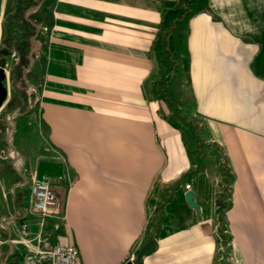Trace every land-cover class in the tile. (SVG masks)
<instances>
[{
  "label": "crops",
  "instance_id": "obj_1",
  "mask_svg": "<svg viewBox=\"0 0 264 264\" xmlns=\"http://www.w3.org/2000/svg\"><path fill=\"white\" fill-rule=\"evenodd\" d=\"M42 17L13 172L0 156L11 241L50 234L80 264H223L214 222L229 166L230 253L264 264V0H45ZM2 30L0 18V50ZM34 179L51 181L62 216L36 213L27 184L10 213L8 184L16 195Z\"/></svg>",
  "mask_w": 264,
  "mask_h": 264
},
{
  "label": "rangeland",
  "instance_id": "obj_2",
  "mask_svg": "<svg viewBox=\"0 0 264 264\" xmlns=\"http://www.w3.org/2000/svg\"><path fill=\"white\" fill-rule=\"evenodd\" d=\"M45 0H0V18H2V33H3V47L4 51H8L10 54L7 56H13L9 58L10 63L7 67L8 59L5 58L6 55L3 53L0 54V66L5 63L7 68V80L3 82V85L8 89V98L5 100L3 116L4 122L0 121V124L3 123L4 132H3V141L2 148L6 150L7 153L12 152L11 146L8 144L7 139H9V143L13 145V135L15 133V128H13L12 124L7 119V115H10L13 112L19 114H26L31 110L29 98L31 96L32 99L35 98L34 92H31L30 84L32 83V67L31 64H34L36 61V52L35 45L37 34H39L42 30L43 17H42V9L44 7ZM33 50V52H31ZM21 58L27 60L26 66H23L21 70L15 72L14 76H12V69L18 64ZM11 65V69L9 66ZM30 68V69H28ZM9 69V70H8ZM14 77V79H13ZM31 93V95H30ZM32 106H36V103H32ZM5 114V116H4ZM17 121V120H16ZM176 122V120H173ZM178 121V120H177ZM178 123V122H177ZM13 128V131L9 137H7L8 129ZM200 140L203 139V136L199 133ZM6 139V140H5ZM18 159V158H17ZM8 162L5 165L10 167L9 171L13 172L11 168V161L14 158L9 157L6 159ZM18 161V160H14ZM4 162V161H3ZM227 165V164H226ZM17 163L15 162V167H17ZM19 170L22 168V165L19 164ZM227 169V177L224 178L223 181L220 182L218 187V195L219 200L217 204L220 205L217 208V215L215 216V226L219 224V231L223 239L226 238L227 241L231 240V234L229 232V219H228V211L231 207L232 203V194H233V178L231 173L229 172L230 167L225 166ZM12 185L8 184V193H7V201L10 213L13 212V207L18 205L19 199L21 195L26 193L28 190L27 185L23 180L18 181L14 185V191L16 195L11 191ZM20 188V190H18ZM54 189V188H53ZM19 193V194H18ZM0 264H24V254L26 252V248L24 243H13L15 248L13 254H9V242L10 236L8 235L9 230L5 225L0 224ZM8 244H7V243ZM28 244V243H27ZM230 246L227 247V256L230 255Z\"/></svg>",
  "mask_w": 264,
  "mask_h": 264
},
{
  "label": "built area",
  "instance_id": "obj_3",
  "mask_svg": "<svg viewBox=\"0 0 264 264\" xmlns=\"http://www.w3.org/2000/svg\"><path fill=\"white\" fill-rule=\"evenodd\" d=\"M31 52H33V50H31ZM30 89L35 95L34 99H32L31 96L29 98V102L31 104L30 108H32V103L35 104L37 102V90L33 84H30ZM20 115L21 114L16 112L7 115V119L12 124L13 128H15L16 119ZM13 128L8 129L7 137L11 135ZM7 142L11 146L9 139H7ZM0 156L3 159L12 157L14 160H17L18 153L12 148V152L9 154L4 148H2L0 149ZM25 184L29 185L30 187V200L36 213H38L43 218H55L63 215L64 205L57 197L51 181L48 179H34L32 183ZM217 208H219L218 205ZM20 233L25 239L31 237L32 232L29 222L22 221L20 223ZM214 233L218 240L217 261L223 262V264H236L231 253L229 256H227V247L230 246V241H227L226 238H222L219 231V224L215 226ZM12 238V235H10L8 241L12 242ZM16 242L21 243V238L15 239L12 244ZM24 244H26V252L23 258L24 264H80L79 248L74 244L54 242L50 234L43 235L40 233L38 237V246L36 248L30 247L29 243L27 244V242ZM13 252L14 249H12L9 254H13ZM6 264L8 263L6 262Z\"/></svg>",
  "mask_w": 264,
  "mask_h": 264
},
{
  "label": "water",
  "instance_id": "obj_4",
  "mask_svg": "<svg viewBox=\"0 0 264 264\" xmlns=\"http://www.w3.org/2000/svg\"><path fill=\"white\" fill-rule=\"evenodd\" d=\"M6 80H7L6 69L4 66H0V109L8 97V89L6 86L3 85V82ZM11 147L14 150H16V148L13 145H11ZM186 200L191 207L197 210V212L201 211V206L199 203L196 202L195 194L190 189L186 192ZM14 220L15 218H11V221H14Z\"/></svg>",
  "mask_w": 264,
  "mask_h": 264
},
{
  "label": "trees",
  "instance_id": "obj_5",
  "mask_svg": "<svg viewBox=\"0 0 264 264\" xmlns=\"http://www.w3.org/2000/svg\"><path fill=\"white\" fill-rule=\"evenodd\" d=\"M1 53H3L4 55L10 54L8 51H4V49L0 50V54ZM27 63H28L27 60H25L24 58H21L20 61L18 62V64L12 69V76H14L16 71L21 70L23 68V66H26ZM2 66H5L4 62H3ZM13 79H14V77H13Z\"/></svg>",
  "mask_w": 264,
  "mask_h": 264
},
{
  "label": "bare ground",
  "instance_id": "obj_6",
  "mask_svg": "<svg viewBox=\"0 0 264 264\" xmlns=\"http://www.w3.org/2000/svg\"><path fill=\"white\" fill-rule=\"evenodd\" d=\"M10 63H11V62H10ZM10 63H9V64H10ZM5 69H6V68H5ZM6 74H7V70H6Z\"/></svg>",
  "mask_w": 264,
  "mask_h": 264
}]
</instances>
